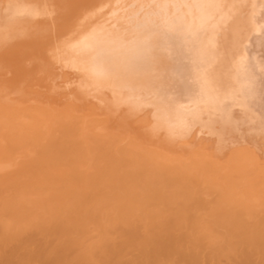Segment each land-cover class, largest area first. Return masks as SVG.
I'll list each match as a JSON object with an SVG mask.
<instances>
[{"label":"bare ground","instance_id":"6f19581e","mask_svg":"<svg viewBox=\"0 0 264 264\" xmlns=\"http://www.w3.org/2000/svg\"><path fill=\"white\" fill-rule=\"evenodd\" d=\"M0 264H264V0H0Z\"/></svg>","mask_w":264,"mask_h":264}]
</instances>
